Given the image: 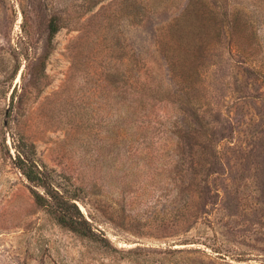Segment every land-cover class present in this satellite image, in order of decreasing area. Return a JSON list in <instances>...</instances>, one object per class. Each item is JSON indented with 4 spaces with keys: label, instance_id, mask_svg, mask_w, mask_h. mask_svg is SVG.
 <instances>
[{
    "label": "rangeland",
    "instance_id": "rangeland-1",
    "mask_svg": "<svg viewBox=\"0 0 264 264\" xmlns=\"http://www.w3.org/2000/svg\"><path fill=\"white\" fill-rule=\"evenodd\" d=\"M0 264H264V0H0Z\"/></svg>",
    "mask_w": 264,
    "mask_h": 264
},
{
    "label": "trees",
    "instance_id": "trees-1",
    "mask_svg": "<svg viewBox=\"0 0 264 264\" xmlns=\"http://www.w3.org/2000/svg\"><path fill=\"white\" fill-rule=\"evenodd\" d=\"M58 31V27L52 21L49 35L51 40ZM18 142V145H14L16 150L14 163L30 183L36 203L47 209L62 227L78 235L89 237L93 233L91 225L81 213L75 202L76 199L67 197L57 185L53 171L40 165L35 159L34 144L28 143L22 138Z\"/></svg>",
    "mask_w": 264,
    "mask_h": 264
}]
</instances>
